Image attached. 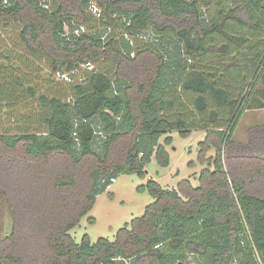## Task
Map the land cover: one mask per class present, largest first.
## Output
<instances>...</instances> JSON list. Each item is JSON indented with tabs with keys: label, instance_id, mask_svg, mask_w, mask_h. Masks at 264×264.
I'll return each mask as SVG.
<instances>
[{
	"label": "trees",
	"instance_id": "trees-1",
	"mask_svg": "<svg viewBox=\"0 0 264 264\" xmlns=\"http://www.w3.org/2000/svg\"><path fill=\"white\" fill-rule=\"evenodd\" d=\"M6 1L0 25L48 81L0 44V264H264V125L232 140L264 107V0ZM194 129L199 162L215 150L196 186L147 178L153 201L113 240L74 239L111 178L167 166L169 133Z\"/></svg>",
	"mask_w": 264,
	"mask_h": 264
},
{
	"label": "rangeland",
	"instance_id": "rangeland-1",
	"mask_svg": "<svg viewBox=\"0 0 264 264\" xmlns=\"http://www.w3.org/2000/svg\"><path fill=\"white\" fill-rule=\"evenodd\" d=\"M212 8H214L213 4ZM18 35L19 26L17 24H12L8 28L0 25L1 50L4 46L8 48L15 47L14 53L19 55V63L29 64V71L37 79V85H42L45 81H48V63L46 61H38L37 64L30 62L31 60L26 57L27 54L24 51L22 42L19 41ZM82 73L83 71L80 70L74 76L78 78ZM59 79L67 80L61 77ZM261 85L262 83L259 84V87ZM55 88L58 91L62 90L67 93L65 85H57L53 89ZM46 90L48 91L47 88ZM111 93L114 94L113 90ZM257 97L259 98V96ZM261 102H264V100ZM256 105L257 102H253L252 108L246 109L238 119L232 135L234 142H247L249 129L264 125V107ZM169 136L172 137V142L165 145V150L169 156V164L161 166L157 162L156 156L153 155L145 166L146 177L144 179L136 174H119L105 191L96 196L92 208L81 217L79 224L70 230V234L76 241H79L85 233L89 235L93 242L98 237L113 240L118 228L124 226L131 219L141 216L144 207L153 201V198L147 192L137 190L138 186L145 183L147 178L157 181L165 188L176 187L182 179H188L193 186H196L199 182L198 176L202 170H213V167L207 164V160L215 155V150L212 147L206 151L205 157H207V160L203 164L198 160V153H200L198 142L204 139V131L194 129L187 136L182 137L177 130H173L169 133ZM190 161H192V165H189ZM3 197H5V192L0 188V237L8 235L11 227V215L9 210L4 207ZM89 217L93 218V222L88 221Z\"/></svg>",
	"mask_w": 264,
	"mask_h": 264
},
{
	"label": "built area",
	"instance_id": "built-area-1",
	"mask_svg": "<svg viewBox=\"0 0 264 264\" xmlns=\"http://www.w3.org/2000/svg\"><path fill=\"white\" fill-rule=\"evenodd\" d=\"M6 2H7L6 0H3L0 4H5ZM92 11L94 13H96V14H98V12H99L98 9H97V7H95V5H92ZM79 28H80V30H83V27L82 26H80ZM75 31L77 32L78 29H76ZM84 67L91 68V65L87 62V63L84 64ZM57 76H59L61 78L68 79L65 74H59V73H57ZM111 181H115V178H111Z\"/></svg>",
	"mask_w": 264,
	"mask_h": 264
},
{
	"label": "water",
	"instance_id": "water-1",
	"mask_svg": "<svg viewBox=\"0 0 264 264\" xmlns=\"http://www.w3.org/2000/svg\"><path fill=\"white\" fill-rule=\"evenodd\" d=\"M179 264H181V263H179Z\"/></svg>",
	"mask_w": 264,
	"mask_h": 264
}]
</instances>
